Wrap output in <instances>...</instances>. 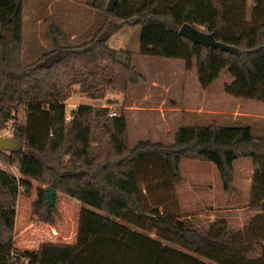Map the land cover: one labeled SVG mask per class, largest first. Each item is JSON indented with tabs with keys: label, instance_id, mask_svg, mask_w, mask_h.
<instances>
[{
	"label": "trees",
	"instance_id": "1",
	"mask_svg": "<svg viewBox=\"0 0 264 264\" xmlns=\"http://www.w3.org/2000/svg\"><path fill=\"white\" fill-rule=\"evenodd\" d=\"M107 1L94 0L104 22L90 41L63 45L62 31L52 25L53 49L25 64L24 0H0V131L14 120L13 139L22 145L18 153L0 151V161L21 174L17 179L0 169V264H264V137L250 126H185L170 146H130L123 110L110 117L109 107L82 105L66 121L75 86L102 100L108 92L126 94L142 80L128 54L109 45L129 27L142 29L140 55L182 60L187 70L195 63L203 90L227 70L234 79L225 86L227 95L264 104V0H254L249 22L247 0H115L112 12ZM185 24L205 28L238 54L193 44L179 33ZM119 54L125 65L117 62ZM245 158L255 168L249 208L259 214L243 230L232 232L219 221L204 231L183 216L177 195L183 160L213 163L232 197L234 162ZM32 181L101 212L81 210L74 245L15 247L17 201L21 188L30 194ZM55 214L47 189H38L34 218L54 226Z\"/></svg>",
	"mask_w": 264,
	"mask_h": 264
},
{
	"label": "rangeland",
	"instance_id": "2",
	"mask_svg": "<svg viewBox=\"0 0 264 264\" xmlns=\"http://www.w3.org/2000/svg\"><path fill=\"white\" fill-rule=\"evenodd\" d=\"M93 3L94 0H24V63H34L45 52L53 49L52 25H55L62 31L63 45L79 46L90 41L104 22V17L94 9ZM108 3L109 1H107L106 6ZM254 5V0H247L245 20L248 22L251 20ZM199 29L205 30L203 27ZM141 32V27L124 28L116 33L109 42V45L113 49H118L117 51L128 54L132 61V66L136 68L135 73L142 77L138 85L131 86L126 94H120L118 91L108 92L105 98L100 101H94L82 96L79 92V87L75 86L74 90L76 91L66 103L68 112L74 111L76 105L92 106L94 104L96 105L94 107L98 108H101V105L112 107L110 108L111 113H115V117H118L123 110L128 124L130 146H135L140 141L158 142L170 146L175 142L178 129L185 126H208L213 123L224 127L246 125L243 117L240 120H234L235 116L232 113L235 110L234 108H238L239 105H232L222 99L224 94H226L225 86L230 85L234 81L227 70L221 74L220 78L213 85L219 98L215 110L220 112V116L199 117L195 105L201 101L203 92L200 90L201 86L195 63L192 70H187L186 63L182 60H169L140 55L138 52L140 51ZM187 83L190 93L186 94L183 86ZM118 96L121 98H116ZM116 99H119V101ZM253 112L255 114L262 113L260 110H253ZM68 116L72 120V115L67 114ZM16 117L17 120L22 119L24 117L23 111L16 113ZM13 124L14 120L8 122L6 127L0 131V137L13 139ZM253 134L257 137L261 135L256 129L253 131ZM195 162H199L197 164L198 169L188 167L184 161L181 168V173L184 177L187 178L191 175V177L193 176L192 179H195L196 170H199L200 173L210 176L206 182L214 186L212 187V194L223 191L221 179L219 176H212L214 171L210 168L209 162L198 159ZM0 169L17 177V179H21V174L16 166L5 165L0 161ZM181 182H183V177ZM181 182L177 186V195L182 203L183 216L191 218L204 231H208L213 223L223 219L227 222L230 231L239 232L247 226L251 217L255 214L253 210H251L253 214L249 213L250 210H243L247 207L246 200L234 198L238 195V190L237 194L232 196L234 201L230 203L227 209H224V204H222L223 209L215 210L207 206L209 200L205 191L194 188L191 192ZM238 182L235 179V188ZM31 183L30 194L26 196L24 189L21 188L17 201L16 220L18 219V225L15 247L21 251H34L39 249L42 245L41 243L48 241H55L57 244L74 245L77 239L81 210L85 208L96 212L100 211L57 191L55 198L56 223L54 226L41 224L32 215L33 204L37 199L38 189H47V187L37 181H32ZM205 187L207 190L208 184ZM196 197L199 199L196 200ZM186 205L188 208L192 207L188 209L185 208ZM225 210L230 211L225 212ZM126 225L161 240L155 232L143 231V229L132 224ZM51 227L57 232L51 231L52 234H56L54 240L46 237L47 231L52 230ZM24 231H28V234L25 233L24 235H27L19 239ZM161 242L172 246L164 240H161ZM206 262L209 263L208 261Z\"/></svg>",
	"mask_w": 264,
	"mask_h": 264
},
{
	"label": "crops",
	"instance_id": "3",
	"mask_svg": "<svg viewBox=\"0 0 264 264\" xmlns=\"http://www.w3.org/2000/svg\"><path fill=\"white\" fill-rule=\"evenodd\" d=\"M114 50H118V49H114ZM183 87H184L183 89L186 90V94H187L189 92L188 83L185 84ZM214 88L215 87L212 86L209 90H203L200 87V90L203 92L202 95H201V101H200V97H199V101L200 102L195 105V107L197 109V115L199 117H202V118L203 117H207V118H209L211 116H220V112L218 110H215L216 109L215 106H216L217 101H219V98L217 96V91L214 90ZM82 96H84V95H82ZM84 97H86V96H84ZM116 98H121V97L118 96ZM216 98H218V99H216ZM222 99H224L225 102H228V103H230L232 105H239L238 108H236V107L234 108L235 110L232 113L235 116L234 120H240V118L243 117V119L245 121L244 123L247 126H250L252 128V131H254L255 129L258 130L260 132V134H261L260 137H264V104L256 102V101H253V100H244V99L234 98V97L226 95V94H224V97H222ZM116 100L119 101V99H116ZM94 101H100V100H94ZM79 106H81V105H76L75 106V110ZM92 106H96V105L94 104ZM101 107L112 108V107H110L108 105H104V106L101 105ZM67 108H68V106L66 105V113L70 115L72 112H68ZM253 110H260L262 113L261 114H255L253 112ZM189 160L190 159H185V160H183L181 162L180 170L182 168V164L184 163V161H185V164L188 167L190 166L192 168L198 169L197 168L198 167L197 164L199 162H197V163L195 162V161H197V159L196 160H190V161ZM208 164H209L210 168L214 171L212 176H216V177L219 176V178L221 179L220 174H219L216 166L213 163H211V162H209ZM234 170H235V179L239 181L238 184L236 185V188L238 190V195L236 197H234V198H236L238 200L243 198L244 200H246L247 201V207L244 208L243 210H250L249 206H250L251 199H252L253 177H254V174H255V168H254L253 160L250 161L249 158L236 160L234 162ZM181 176L183 177V182H181V183H183L188 188V190H191V192H192V190L194 188L196 190L205 191L206 196H207V198L209 200V202L207 203V206H209L211 208H214L215 210L216 209H218V210L223 209L222 206H221L222 204H224V209H227L228 206L230 205V203L232 201H234V198L229 197V196L226 195L224 189H223V191H220L219 193L215 192V193L212 194V192H213L212 187H214V186L211 185L210 183L206 182V181H208V177H210V176H207L204 173H200L199 170H196L195 179H192L193 176L191 177V175H189L186 178V177H184V175L182 173H181ZM206 184H208V189L207 190H209V191L206 190V187H205ZM221 185H222V180H221ZM195 199L198 200L199 198L196 197ZM179 204H180V210H181V213H182V208L183 207H182V203H181L180 200H179ZM191 207L192 206H190L189 208H191ZM185 208H188V206L186 205ZM229 211L230 210H225V212H229ZM219 212H222V211H219ZM249 213L253 214V212L251 210L249 211ZM254 213L255 214H253V216L251 217L250 221L259 214L258 212H254ZM220 221L226 222L223 219L220 220ZM217 222H219V221H217ZM226 224H227V222H226ZM17 225H18V219L16 220L15 236H16V231H17ZM227 227H228V225H227ZM51 231L57 233L56 230L52 228V230H48L47 231L46 237L51 238L52 240H54V237H56V234L55 233L52 234ZM27 232L28 231H24L20 235L19 239L24 238L28 234ZM25 233H27V234L24 235ZM16 239H17V236L15 237V241H16ZM45 243L57 244L55 241L43 242L41 244H45ZM67 245H72V244H67Z\"/></svg>",
	"mask_w": 264,
	"mask_h": 264
},
{
	"label": "water",
	"instance_id": "4",
	"mask_svg": "<svg viewBox=\"0 0 264 264\" xmlns=\"http://www.w3.org/2000/svg\"><path fill=\"white\" fill-rule=\"evenodd\" d=\"M116 6L115 0H109L107 10L114 11ZM180 35L187 40L191 41L195 45H202L204 47H213L222 50L223 52H229L232 54H238V49L232 46L225 45L221 42L215 40L213 34L206 33L196 28L193 25L185 24L181 27L179 31ZM117 62L121 64H126V58L119 54L117 56ZM22 145L21 143L15 141L14 139H10L7 137H0V151L7 152L10 154L18 153L21 151ZM57 195V191L52 188H47V199L51 207L55 205V197Z\"/></svg>",
	"mask_w": 264,
	"mask_h": 264
},
{
	"label": "built area",
	"instance_id": "5",
	"mask_svg": "<svg viewBox=\"0 0 264 264\" xmlns=\"http://www.w3.org/2000/svg\"><path fill=\"white\" fill-rule=\"evenodd\" d=\"M115 116H116L115 113H110V117H115ZM66 121L70 122L71 121V117L70 116L66 117Z\"/></svg>",
	"mask_w": 264,
	"mask_h": 264
}]
</instances>
